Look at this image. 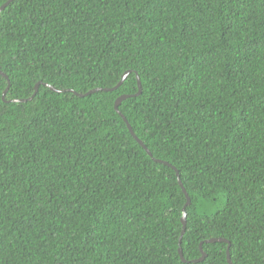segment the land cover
Segmentation results:
<instances>
[{
  "label": "trees",
  "instance_id": "obj_1",
  "mask_svg": "<svg viewBox=\"0 0 264 264\" xmlns=\"http://www.w3.org/2000/svg\"><path fill=\"white\" fill-rule=\"evenodd\" d=\"M0 70V264H264V0H11Z\"/></svg>",
  "mask_w": 264,
  "mask_h": 264
},
{
  "label": "water",
  "instance_id": "obj_2",
  "mask_svg": "<svg viewBox=\"0 0 264 264\" xmlns=\"http://www.w3.org/2000/svg\"><path fill=\"white\" fill-rule=\"evenodd\" d=\"M11 0H7L5 3H3L1 6H0V11L10 2ZM128 73H129V71H125L123 74H122V76H121V78H120V80H119V82L115 85V86H113V87H111V88H104L103 90H113V89H115V88H117L122 82H123V80L126 78V76L128 75ZM0 74L3 76V77H5V79L7 80V86H6V88L2 91V99H3V101H7L6 99H5V95H6V92H7V90H8V88H9V85H10V82H9V79H8V77H7V75L4 73V72H2L1 70H0ZM136 77H137V87H138V90H137V92L135 93V95H138L139 93H140V91H141V84H140V79H139V77L136 75ZM42 82H37L35 85H34V92H33V95L36 93V91H37V88H38V86L41 84ZM44 85H46V86H48L50 89H52L53 91H57V92H60V91H69V92H72V93H74L75 95H77V96H79V97H83V96H86V95H88V94H91V93H94V92H96V91H98V90H101V88H94V89H91V90H89V91H87V92H85V93H77V92H75L74 90H72V89H64V90H58V89H56V88H54L53 86H51V85H49V84H47V83H43ZM126 97H128L127 95H125V94H123V95H120V96H118L116 99H115V101H114V108H115V110H117L118 111V113L120 114V116L124 119V121H125V123H126V127L128 128V130H129V132H130V134L134 137V139L145 149V151L148 153V155L149 156H151V152L149 151V149L143 144V142L135 135V133H134V131H133V129H132V127H131V125L128 123V121L126 120V118L124 117V115L123 114H121V112L118 110V105L121 103V101L122 100H124ZM8 101H26V99H15V100H8ZM155 161H157V162H162V163H164V164H166V165H168V166H170V167H172L173 169H174V171H175V173H176V176H177V179H178V182H179V185H180V188H181V190H182V192H183V194H184V196H185V203H184V205L182 206V216H181V224H182V230H181V233H180V236H179V240H178V244H179V246H178V254H179V257H180V259L183 261V262H198V261H201V260H203L204 258H205V256H206V253L204 252V250L202 249V247H201V244L202 243H200V256L198 257V258H195V259H192V260H190V261H188V260H186L185 258H184V256H183V253H182V248H181V239H182V236H183V234H184V232H185V225H186V206H188L189 204H190V202H191V199H190V197H189V195H188V193H187V191H186V189L184 188V186L182 185V182H181V180H180V177H179V173H178V170L173 166V165H171L170 163H168V162H166V161H162V160H160V159H154ZM216 241H220V242H226L227 243V249H226V259H227V262H228V264H232L231 263V259H230V255H229V243H228V241L226 240V239H224V238H222V237H211V238H208V239H206L205 240V242H207V243H210V242H216Z\"/></svg>",
  "mask_w": 264,
  "mask_h": 264
}]
</instances>
